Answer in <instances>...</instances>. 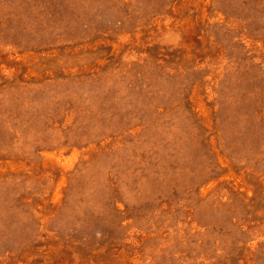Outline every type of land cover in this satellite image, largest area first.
I'll use <instances>...</instances> for the list:
<instances>
[{"label":"rangeland","instance_id":"1","mask_svg":"<svg viewBox=\"0 0 264 264\" xmlns=\"http://www.w3.org/2000/svg\"><path fill=\"white\" fill-rule=\"evenodd\" d=\"M0 264H264V0H0Z\"/></svg>","mask_w":264,"mask_h":264}]
</instances>
